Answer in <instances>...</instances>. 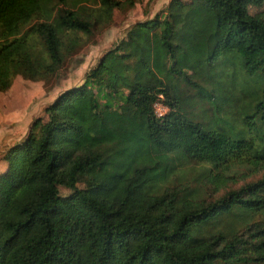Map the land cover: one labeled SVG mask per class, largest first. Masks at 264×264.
I'll return each mask as SVG.
<instances>
[{
  "label": "trees",
  "instance_id": "16d2710c",
  "mask_svg": "<svg viewBox=\"0 0 264 264\" xmlns=\"http://www.w3.org/2000/svg\"><path fill=\"white\" fill-rule=\"evenodd\" d=\"M252 1L171 0L46 107L3 153L0 264H264V12L250 15ZM138 3L0 0V93L54 79Z\"/></svg>",
  "mask_w": 264,
  "mask_h": 264
},
{
  "label": "rangeland",
  "instance_id": "374dc122",
  "mask_svg": "<svg viewBox=\"0 0 264 264\" xmlns=\"http://www.w3.org/2000/svg\"><path fill=\"white\" fill-rule=\"evenodd\" d=\"M170 1L138 0L139 3L131 10L117 11L113 25L95 33L91 43L78 49L54 79L45 82H31L18 77L9 92L0 93V175L7 171L3 153L26 137L36 119L46 120L44 113L46 107L61 93L81 85L86 74L97 65L106 52L116 47L131 26L164 11ZM249 12L253 16L263 13L264 0H253L250 3ZM239 74L240 81H242L241 71ZM164 108L167 109L164 101L156 106L157 112L162 114L165 112ZM192 109L198 114L199 121L211 124L213 118L206 112V105H193ZM232 123L236 126V130L242 126L239 120H233ZM83 187L79 186L80 189ZM71 193V191L61 189L63 196Z\"/></svg>",
  "mask_w": 264,
  "mask_h": 264
},
{
  "label": "built area",
  "instance_id": "2783aa9c",
  "mask_svg": "<svg viewBox=\"0 0 264 264\" xmlns=\"http://www.w3.org/2000/svg\"><path fill=\"white\" fill-rule=\"evenodd\" d=\"M159 103H160V102H159ZM159 103H157V104H159ZM157 104H155V111H156V113H157L158 116H163V115L167 112L168 109L164 108V109H165V112H164L163 114H162V113H159V112H157V110H156V106H157Z\"/></svg>",
  "mask_w": 264,
  "mask_h": 264
}]
</instances>
